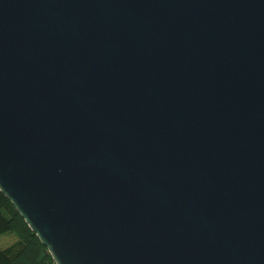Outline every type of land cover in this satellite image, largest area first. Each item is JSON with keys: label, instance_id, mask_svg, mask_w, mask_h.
<instances>
[{"label": "water", "instance_id": "1", "mask_svg": "<svg viewBox=\"0 0 264 264\" xmlns=\"http://www.w3.org/2000/svg\"><path fill=\"white\" fill-rule=\"evenodd\" d=\"M0 192L56 264H264V0H0Z\"/></svg>", "mask_w": 264, "mask_h": 264}, {"label": "trees", "instance_id": "2", "mask_svg": "<svg viewBox=\"0 0 264 264\" xmlns=\"http://www.w3.org/2000/svg\"><path fill=\"white\" fill-rule=\"evenodd\" d=\"M9 231L17 239L0 249V264H56L13 204L0 192V235Z\"/></svg>", "mask_w": 264, "mask_h": 264}, {"label": "rangeland", "instance_id": "3", "mask_svg": "<svg viewBox=\"0 0 264 264\" xmlns=\"http://www.w3.org/2000/svg\"><path fill=\"white\" fill-rule=\"evenodd\" d=\"M17 239V235L13 231L0 235V249L7 247L8 243H12Z\"/></svg>", "mask_w": 264, "mask_h": 264}, {"label": "crops", "instance_id": "4", "mask_svg": "<svg viewBox=\"0 0 264 264\" xmlns=\"http://www.w3.org/2000/svg\"><path fill=\"white\" fill-rule=\"evenodd\" d=\"M8 244H10V243H8Z\"/></svg>", "mask_w": 264, "mask_h": 264}]
</instances>
